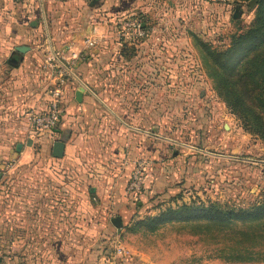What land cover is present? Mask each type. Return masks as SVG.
Instances as JSON below:
<instances>
[{
	"label": "rangeland",
	"instance_id": "374dc122",
	"mask_svg": "<svg viewBox=\"0 0 264 264\" xmlns=\"http://www.w3.org/2000/svg\"><path fill=\"white\" fill-rule=\"evenodd\" d=\"M143 1L145 11L118 13L112 0H82L80 25L93 44L86 85L112 112L96 97L85 105L95 138L84 154L91 166L57 165L40 147L18 158L22 148H10L14 160L0 169V264H264V216L168 221L154 230L135 224L181 204L264 202V140L229 105L238 91L256 108L245 88L257 64L264 72V28L226 68L210 55L254 24L257 3ZM127 19L139 21L143 34L123 36ZM12 44L0 39V62ZM139 163L143 174L132 189ZM63 170L72 178L55 175Z\"/></svg>",
	"mask_w": 264,
	"mask_h": 264
},
{
	"label": "crops",
	"instance_id": "0c3cea01",
	"mask_svg": "<svg viewBox=\"0 0 264 264\" xmlns=\"http://www.w3.org/2000/svg\"><path fill=\"white\" fill-rule=\"evenodd\" d=\"M193 1L195 0H191ZM81 3L82 0H41V2L40 0H0V39L12 40L14 43L5 63L0 62V162L7 163L10 156L14 160L10 148L14 147L16 150V146L22 144L20 153L15 151L18 158H24L32 148L40 147L41 154L42 151L48 150L49 161L57 165L67 166L78 160L80 164H85L84 154L90 151L92 140H95L92 138L91 126L84 119L85 105L95 96L85 90L82 94V102H78L75 92L80 86L79 81L59 68L53 72L45 67V62L51 57L54 59V65H60L52 53L53 50L58 58H67L70 62V70L90 87L87 72L93 63L90 61L93 44L88 38L84 39V26L80 25L84 20ZM112 3L113 10L118 13L135 7L142 11L149 8L147 2L143 0H112ZM46 27H48L51 47L47 42V36L42 41ZM25 40L27 42L25 45L30 49L20 54L17 66H12L7 59L14 47L23 44ZM29 41L32 43L30 44ZM71 52H76L79 57L70 59ZM58 85L61 86L63 93L62 118L52 137L36 136L31 131L26 112L31 107L45 108L50 100V90ZM29 140L30 145H28ZM121 140L125 142V138ZM85 166H91V162H87ZM121 166L125 168L124 161ZM55 175L67 179L72 178L73 174L69 170H63L56 172ZM89 176L93 174L84 173L81 177ZM89 192L102 193L96 186H90ZM126 254L129 256L128 252L122 255L127 256ZM131 259L135 260V256ZM137 259L141 260L142 256H137Z\"/></svg>",
	"mask_w": 264,
	"mask_h": 264
},
{
	"label": "trees",
	"instance_id": "16d2710c",
	"mask_svg": "<svg viewBox=\"0 0 264 264\" xmlns=\"http://www.w3.org/2000/svg\"><path fill=\"white\" fill-rule=\"evenodd\" d=\"M257 3L255 22L251 27L232 37L229 46L220 51L211 52L213 63L219 69L229 66L236 57L241 54L249 46L253 45L264 28V0H255ZM254 57L259 58L257 50ZM251 86L245 88L250 100L254 102L255 109L250 105L242 103L240 92L232 93L229 105L234 113L242 119L244 129L250 133L258 135L264 140V72H262L261 64H257L255 68L250 70ZM248 75L245 71L240 77ZM245 84L247 82H244ZM258 110L263 114H258ZM6 163L0 162V167ZM264 216V202L248 208L220 206L216 203L210 205L181 204L176 207H169L160 211L157 215L147 216L139 219L135 224L142 225L144 228L154 230L164 222L183 221L189 219L205 218L213 222L229 223L236 221L257 220Z\"/></svg>",
	"mask_w": 264,
	"mask_h": 264
},
{
	"label": "built area",
	"instance_id": "2783aa9c",
	"mask_svg": "<svg viewBox=\"0 0 264 264\" xmlns=\"http://www.w3.org/2000/svg\"><path fill=\"white\" fill-rule=\"evenodd\" d=\"M212 1H220V0H212ZM121 22V20H120ZM124 24V25H123ZM121 26L122 35L125 37H131V35H135L136 37L143 34V29L140 25V22L135 19H127ZM125 26L128 27V30L125 29ZM131 30V32H130ZM79 54L76 52H71L70 59H77ZM66 66L69 67L70 62L67 58L62 57L59 58ZM60 64V63H59ZM61 65V64H60ZM54 65V59L48 58L45 62V67L49 68L53 72L56 69L63 70L64 73H69L62 65ZM70 68V67H69ZM70 74V73H69ZM71 75V74H70ZM63 93L61 86H55L50 90V100L48 105L43 109H38L35 107H31L26 112L27 121L31 127V131L36 136H48L52 137L56 131L57 125L62 118L64 113L63 107ZM143 163H139V168L133 174L132 182L130 183V187L132 189H136L139 186V176L142 173ZM118 253L125 254L126 251L123 248L117 249Z\"/></svg>",
	"mask_w": 264,
	"mask_h": 264
},
{
	"label": "water",
	"instance_id": "95a60500",
	"mask_svg": "<svg viewBox=\"0 0 264 264\" xmlns=\"http://www.w3.org/2000/svg\"><path fill=\"white\" fill-rule=\"evenodd\" d=\"M41 2V0H40ZM41 11H42V16H43V19H44V22H45V26H46V19H45V14H44V10H43V7H42V3H41ZM48 43H49V46L51 45L50 43V37L48 36ZM51 47V46H50ZM28 49H30V47L28 45H25V44H20V45H16L13 49V51L11 52L10 56L8 57L7 61L8 63H10L12 66H17L18 65V60H19V57H20V54L23 53V52H26ZM52 53L55 57V59L72 75L74 76L80 83V86L79 88L76 90L75 92V98L78 102H82V94L85 90H88L89 92H91L102 104L105 108H107L110 112H112L110 110V108L99 98L96 96V94L84 83L82 82L71 70L68 66H66L64 64V62H62L56 55L55 53L53 52L52 50ZM114 114V113H113ZM115 115V114H114ZM116 116V115H115ZM119 120L120 118L118 116H116ZM122 123H124L122 120H120ZM133 129H136V130H141V129H138L136 127H133V126H129ZM143 132H146L144 130H141ZM31 142L30 140L28 141V145H30ZM21 146L22 144H18L16 146V150L19 151L21 149ZM121 221H120V218H117L116 219V223L115 225L117 227H120L121 226Z\"/></svg>",
	"mask_w": 264,
	"mask_h": 264
}]
</instances>
